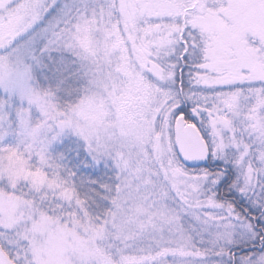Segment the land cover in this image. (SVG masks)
I'll return each instance as SVG.
<instances>
[{"label": "snow or ice", "instance_id": "obj_1", "mask_svg": "<svg viewBox=\"0 0 264 264\" xmlns=\"http://www.w3.org/2000/svg\"><path fill=\"white\" fill-rule=\"evenodd\" d=\"M0 264H264V0H0Z\"/></svg>", "mask_w": 264, "mask_h": 264}]
</instances>
